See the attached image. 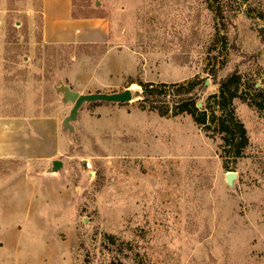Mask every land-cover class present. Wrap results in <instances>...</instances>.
<instances>
[{
  "label": "rangeland",
  "instance_id": "rangeland-1",
  "mask_svg": "<svg viewBox=\"0 0 264 264\" xmlns=\"http://www.w3.org/2000/svg\"><path fill=\"white\" fill-rule=\"evenodd\" d=\"M72 1L77 17L106 19L107 44H44L40 0H0V121L67 117L61 84L81 94L132 85V102L101 104L109 111L73 123L72 146L57 159L63 200L48 182L49 202H41L31 164L0 159V223H47L41 242L5 246L0 238V264H22L23 253L36 256L46 241L49 256L71 253L72 264H264V112L234 101L250 145L224 163L218 138H206L187 115L164 121L140 110L134 89L198 79L196 99L205 105L214 82L236 70L264 91V0ZM227 173L235 174L230 185ZM73 216L75 235L65 230L58 243L55 218L64 228Z\"/></svg>",
  "mask_w": 264,
  "mask_h": 264
},
{
  "label": "crops",
  "instance_id": "crops-1",
  "mask_svg": "<svg viewBox=\"0 0 264 264\" xmlns=\"http://www.w3.org/2000/svg\"><path fill=\"white\" fill-rule=\"evenodd\" d=\"M73 7L72 0H40V39L42 43L47 45L107 44L111 29L106 19L99 16L73 19ZM99 105L101 104L95 103L82 106L79 110L77 120L80 121L79 119L85 116L90 118V114H100L109 111V108L105 106L97 108L96 106ZM88 107L96 108L88 112ZM64 118L65 116L63 114L62 116L59 114L55 118H36L32 121H0V159H20L31 164L29 169L35 171V183H33L40 190V194L45 200L41 202H49L46 198L48 196L45 188L48 182L55 186L56 199L63 200L66 196L63 191L66 186L64 185L63 175L61 174L62 170L56 173L49 172L51 163L61 157L72 146V134L69 135L62 130ZM158 119L165 121L167 118L159 117ZM73 127L75 131V126ZM57 207L61 210L64 205ZM55 219H57V223L52 236L58 243L66 241L65 230H68L70 233L73 232L75 235L76 218L74 216L68 222H65L64 228H61L63 225L60 219ZM46 224V221L40 216L39 218L24 219L23 221L13 219V216L8 217L6 221L0 223V235L5 231L9 236L4 239L1 235L0 238L3 242L8 241L9 243H13L15 240L22 241L25 238L41 242L40 240H45L47 235ZM43 244L44 249L48 248L47 241ZM44 249L43 252H36V256L34 252H31L32 256L29 252L23 253L20 263L72 264L71 253H68L66 257L62 255L59 259H56L53 256H49L48 250ZM17 253L19 254V252ZM10 261L12 260L7 262Z\"/></svg>",
  "mask_w": 264,
  "mask_h": 264
},
{
  "label": "trees",
  "instance_id": "trees-1",
  "mask_svg": "<svg viewBox=\"0 0 264 264\" xmlns=\"http://www.w3.org/2000/svg\"><path fill=\"white\" fill-rule=\"evenodd\" d=\"M73 5V1H72ZM216 20L223 18L220 7L212 8ZM72 18L78 19L74 12ZM87 18V17H80ZM222 63L218 69L223 68ZM210 76L215 79V71ZM202 82L198 79L175 84L138 83L141 89L139 109L155 112L160 118H170L187 115L208 139L220 140V158L224 161H234L243 158L244 151L250 141L244 125L235 113L234 101L240 100L259 112H264V91L251 83L248 87L243 83L238 71H233L218 82L216 94L210 95L205 105L197 107L196 92ZM172 96L177 101L168 100ZM106 240L115 243L114 236H105Z\"/></svg>",
  "mask_w": 264,
  "mask_h": 264
},
{
  "label": "water",
  "instance_id": "water-1",
  "mask_svg": "<svg viewBox=\"0 0 264 264\" xmlns=\"http://www.w3.org/2000/svg\"><path fill=\"white\" fill-rule=\"evenodd\" d=\"M97 3V2H96ZM209 84L208 81H205L204 86ZM139 87V86H138ZM58 92L63 93L61 101L63 104H71L72 108L69 111L67 117L64 118L62 122V130L67 132L69 135L74 133L73 123L76 122L77 116L79 114V110L84 105L89 104H127L132 102V90L131 86L120 93H94V94H79L75 91H71V89L67 86L61 84ZM197 107H201V104H197ZM63 165L61 161L54 160L51 163V169L49 172L56 173L62 170ZM235 177L234 173H227L226 174V182L228 185L232 183V179Z\"/></svg>",
  "mask_w": 264,
  "mask_h": 264
},
{
  "label": "bare ground",
  "instance_id": "bare-ground-1",
  "mask_svg": "<svg viewBox=\"0 0 264 264\" xmlns=\"http://www.w3.org/2000/svg\"><path fill=\"white\" fill-rule=\"evenodd\" d=\"M135 86H136V85H135ZM135 86H134V89L138 90V86H137V87H135ZM131 90H132V88H131Z\"/></svg>",
  "mask_w": 264,
  "mask_h": 264
}]
</instances>
